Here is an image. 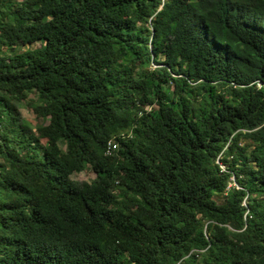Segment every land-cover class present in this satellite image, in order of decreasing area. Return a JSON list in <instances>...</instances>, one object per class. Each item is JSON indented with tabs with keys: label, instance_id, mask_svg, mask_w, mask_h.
Masks as SVG:
<instances>
[{
	"label": "trees",
	"instance_id": "1",
	"mask_svg": "<svg viewBox=\"0 0 264 264\" xmlns=\"http://www.w3.org/2000/svg\"><path fill=\"white\" fill-rule=\"evenodd\" d=\"M0 264H264V0H0Z\"/></svg>",
	"mask_w": 264,
	"mask_h": 264
},
{
	"label": "rangeland",
	"instance_id": "2",
	"mask_svg": "<svg viewBox=\"0 0 264 264\" xmlns=\"http://www.w3.org/2000/svg\"><path fill=\"white\" fill-rule=\"evenodd\" d=\"M39 45V43H33L32 45H25L23 48L27 47H35ZM18 50V48H16ZM10 49L8 48V51ZM11 51V50H10ZM12 52V51H11ZM32 106L28 104V99H25L22 101V103L19 105V108L22 112V117H24L26 120L29 121V126L35 130V126L37 122L42 121L40 118H37L35 113L33 112ZM48 121L46 120L45 123ZM73 178L78 179V180H87V181H92L96 177V173L90 168V166L87 167V169L82 170L80 172H75L71 175Z\"/></svg>",
	"mask_w": 264,
	"mask_h": 264
},
{
	"label": "built area",
	"instance_id": "3",
	"mask_svg": "<svg viewBox=\"0 0 264 264\" xmlns=\"http://www.w3.org/2000/svg\"><path fill=\"white\" fill-rule=\"evenodd\" d=\"M117 145H118V142L116 140L110 139L106 147V153L111 154L114 151V149L118 147Z\"/></svg>",
	"mask_w": 264,
	"mask_h": 264
}]
</instances>
